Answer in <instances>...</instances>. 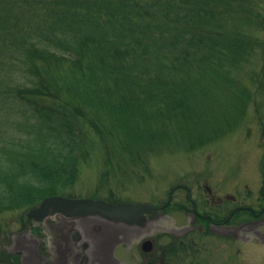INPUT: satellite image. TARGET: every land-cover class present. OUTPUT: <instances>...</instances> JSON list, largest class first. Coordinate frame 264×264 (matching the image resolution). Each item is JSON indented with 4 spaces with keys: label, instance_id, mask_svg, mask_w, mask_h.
I'll list each match as a JSON object with an SVG mask.
<instances>
[{
    "label": "trees",
    "instance_id": "obj_1",
    "mask_svg": "<svg viewBox=\"0 0 264 264\" xmlns=\"http://www.w3.org/2000/svg\"><path fill=\"white\" fill-rule=\"evenodd\" d=\"M262 104L264 0H0V247L14 221L42 240L27 212L75 198L92 160L91 198L119 203L151 157L203 148L250 107L264 149Z\"/></svg>",
    "mask_w": 264,
    "mask_h": 264
},
{
    "label": "rangeland",
    "instance_id": "obj_2",
    "mask_svg": "<svg viewBox=\"0 0 264 264\" xmlns=\"http://www.w3.org/2000/svg\"><path fill=\"white\" fill-rule=\"evenodd\" d=\"M261 106L264 123V104ZM262 143L256 113L250 107L246 120L223 137L192 152L165 150L150 158L149 177L138 184L115 188L122 201L149 203L156 207L162 206L170 191L178 185L188 188V192L177 189L167 211L160 212V216L144 227L114 223L97 216L64 218L56 215L34 224L42 231L43 239L40 240L29 230L17 231L18 224L14 221L11 240L8 245L0 247V251L19 255L21 264L23 257H29L30 250L35 248L38 261L33 260V264H108L100 262L103 259L101 253L107 252L110 264H147L152 256L142 253L141 243L151 239L156 240L154 252L158 247L171 246L169 256L182 247L183 253L167 258L171 264H264L263 247L254 240L234 241L230 237L212 235L210 222L194 218L192 205L187 199H191L196 210L203 215L206 211L224 210L222 216L226 217L236 206L259 208L262 202L260 191L264 185ZM97 164L92 160L88 166L82 167L80 179L73 189L75 198H91L97 188L100 170ZM204 202H207V208L203 207ZM237 214L229 225L252 220L248 211ZM13 218L12 215L8 219ZM57 228L64 229L67 240L69 253L65 262L56 256L53 246ZM259 229L264 233V226L259 225ZM162 233L168 236L161 237ZM181 234L183 237L174 241L172 237ZM41 241L45 244L43 250L39 248Z\"/></svg>",
    "mask_w": 264,
    "mask_h": 264
},
{
    "label": "flooded vegetation",
    "instance_id": "obj_3",
    "mask_svg": "<svg viewBox=\"0 0 264 264\" xmlns=\"http://www.w3.org/2000/svg\"><path fill=\"white\" fill-rule=\"evenodd\" d=\"M177 189H185L186 187L183 185H178L175 190L172 193V197L175 193V191ZM187 191V190H186ZM260 196H261V204L260 207L257 209H253V208H242V207H233L231 213H229L226 217H224V215L222 216V211L219 210V213L221 212V217H220V221L215 223V221L213 220V218L210 215H203V213L199 212L196 210V205L193 201H191V199H188V201L191 203L192 205V211L194 212V218L195 217H199L200 219L205 218L207 221L210 222V227L212 228L211 230V234L214 236H219V237H230V239H233L234 241L236 240H242V241H252L254 240L256 242L257 245H259L260 247L264 248V233H262L261 231H259V225L260 226H264V185L261 188L260 191ZM169 204H163L161 207H157L158 208V216H160V212H163ZM263 210V212H262ZM183 211V209H182ZM242 211H248L251 215L252 220L251 221H243L241 223H238L236 225H229V221L231 220V218L236 217L238 214L237 212H242ZM157 216V217H158ZM147 217L146 222L144 223V225L140 226V227H144L146 225L147 222L154 220V219H148ZM126 225V224H124ZM128 226H139V225H128ZM58 229V235L55 238V242L53 243L54 246V250L56 253V256L62 261L65 262V260H67V254L69 253V249L67 246V240L65 238L64 235V229L63 228H57ZM245 234H250V235H245ZM118 235L117 234V240H118ZM168 235L165 233H162L161 237H167ZM183 237V235H178L172 237L174 239V241H179L181 238ZM75 239H77V237H75ZM225 239V238H224ZM228 239V238H227ZM147 240V239H146ZM145 241V240H144ZM253 241V242H254ZM154 242H156V240H154ZM182 242V240H181ZM155 245H153V250L148 252V253H144L145 255H150L152 257H149V261L147 264H171L170 261H167V258L170 256H172V254L176 255L178 253L182 252V247H178L177 250H174L172 252V254L169 256V251L171 250V246H161L157 248V252H154L155 249ZM141 251H142V245H141ZM168 253V256H167ZM183 253V252H182ZM101 255H103V259L100 260V262H107L108 264L111 263V258H110V254L109 252L107 253H101ZM56 259V258H55ZM57 262V259H56Z\"/></svg>",
    "mask_w": 264,
    "mask_h": 264
},
{
    "label": "water",
    "instance_id": "obj_4",
    "mask_svg": "<svg viewBox=\"0 0 264 264\" xmlns=\"http://www.w3.org/2000/svg\"><path fill=\"white\" fill-rule=\"evenodd\" d=\"M171 194L169 195V199ZM60 215L65 218H83L98 216L114 223L142 226L148 219L158 216V208L148 203L120 202L110 203L103 199H72L63 196L45 198L38 207L28 212L27 217L35 222H41L50 216ZM144 252L152 250V243L146 241L142 245Z\"/></svg>",
    "mask_w": 264,
    "mask_h": 264
},
{
    "label": "crops",
    "instance_id": "obj_5",
    "mask_svg": "<svg viewBox=\"0 0 264 264\" xmlns=\"http://www.w3.org/2000/svg\"><path fill=\"white\" fill-rule=\"evenodd\" d=\"M97 253H98V251H97ZM23 258L24 259L22 261V264H33V260H37V249L36 248L35 249H31L30 250V256L29 257H23Z\"/></svg>",
    "mask_w": 264,
    "mask_h": 264
},
{
    "label": "bare ground",
    "instance_id": "obj_6",
    "mask_svg": "<svg viewBox=\"0 0 264 264\" xmlns=\"http://www.w3.org/2000/svg\"><path fill=\"white\" fill-rule=\"evenodd\" d=\"M34 209V208H33ZM32 210V209H31ZM31 210H29V211H31ZM28 211V212H29ZM28 212H27V214H28ZM262 212H263V210H262ZM27 214H26V216H27ZM28 218V217H27ZM85 218V217H84ZM28 219H30V218H28ZM32 222H33V224H40L41 222H35L34 220H32V219H30ZM46 220V219H45ZM44 221V220H43ZM146 241H150L151 243H152V250H153V245H155V242L153 241V240H151V239H147V240H145V241H143L142 243H141V245H143V243L144 242H146ZM151 250V251H152Z\"/></svg>",
    "mask_w": 264,
    "mask_h": 264
}]
</instances>
